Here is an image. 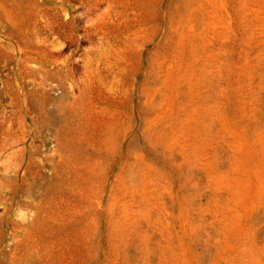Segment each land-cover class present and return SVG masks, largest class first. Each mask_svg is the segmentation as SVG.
Here are the masks:
<instances>
[{"label":"rangeland","instance_id":"374dc122","mask_svg":"<svg viewBox=\"0 0 264 264\" xmlns=\"http://www.w3.org/2000/svg\"><path fill=\"white\" fill-rule=\"evenodd\" d=\"M0 264H264V0H0Z\"/></svg>","mask_w":264,"mask_h":264}]
</instances>
